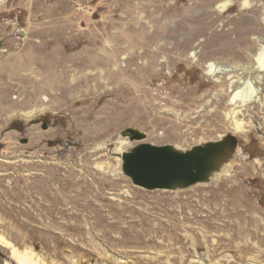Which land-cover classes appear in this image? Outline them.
Here are the masks:
<instances>
[{"label":"rangeland","instance_id":"obj_1","mask_svg":"<svg viewBox=\"0 0 264 264\" xmlns=\"http://www.w3.org/2000/svg\"><path fill=\"white\" fill-rule=\"evenodd\" d=\"M263 46L264 0H1L0 234L50 264H264V111L231 84ZM86 57L96 78L64 93L12 72ZM128 128L184 151L234 135L237 154L210 183L149 191L122 171Z\"/></svg>","mask_w":264,"mask_h":264},{"label":"water","instance_id":"obj_2","mask_svg":"<svg viewBox=\"0 0 264 264\" xmlns=\"http://www.w3.org/2000/svg\"><path fill=\"white\" fill-rule=\"evenodd\" d=\"M123 135L140 143L122 153V171L135 186L149 191H181L210 183L212 174L226 165L228 155L234 156L238 144L234 135H226L184 151L143 142L146 135L134 128Z\"/></svg>","mask_w":264,"mask_h":264},{"label":"bare ground","instance_id":"obj_3","mask_svg":"<svg viewBox=\"0 0 264 264\" xmlns=\"http://www.w3.org/2000/svg\"><path fill=\"white\" fill-rule=\"evenodd\" d=\"M229 2H231V0H228V3ZM244 2H245V4H244L245 6L250 4V1H244ZM223 6H226V4H224ZM64 62L62 60H54L51 62L49 61L48 64H46L44 67H42L43 72L46 74L42 78H38L37 71L30 70V68H29L30 65L24 66V67H16V68L13 67L14 69L12 70V72H13L14 76L21 74V71L29 72L30 73L29 78L33 79L36 82V89H38L39 91L41 90V91H49L50 92V90L56 91V89H57V92L59 90V91H61V93H64L63 90L70 89L72 87L71 81H70V79L72 77V72H75L76 74L79 73L80 77H81L80 80L88 83L90 80H93V78H96L95 75L90 74L88 71H90L93 68L95 69L100 65V63L89 59V57L84 58L81 62H74V61H71L69 59H65ZM32 65H33V63H32ZM60 66H62L64 68V70L62 72L58 73L57 69ZM7 67H9V66H7ZM231 71L233 72L236 70H233V68H232ZM227 72H229V70H227L226 68L223 69L221 67H218L215 63H211L208 65V75H210V76H214L217 73H223L224 74ZM100 73H103V71L100 70ZM253 73H256V75H257V78L255 80H253L249 76L250 74H253ZM262 73H264V46H263L260 54L258 55V57L256 59L255 65L252 68H240V69H238V79L231 83L232 85L237 83V85L239 84L240 88H241L235 94V96L232 99V102L234 105H237L236 103L238 100H240L239 103L242 104V106H245L246 104L252 102L253 100H256V102L261 105V107L264 111V97L262 98V96H259L260 89L258 87H256V83L257 82L259 83L262 81V77H263ZM27 89H29V88H27ZM36 91L35 90H33V92L28 91V94H31L33 96V102L38 100V98L36 97ZM38 103H42V102L40 100H38ZM240 104H239V106H240ZM236 110L234 109L232 111V115L235 118V125H236L237 130L244 132L246 130L248 131L251 129H255L257 127V124L259 126H261L260 123L255 122L256 121V120H254L255 118L250 119L247 123H245L244 120H242L239 117V115L242 112L240 110H238V112H236ZM42 111L43 110L36 112L35 115H37L39 112L41 113ZM33 117H34V115L30 116L29 118L31 119ZM125 151H127L126 148H124L123 146L120 147V149H119L120 153H123ZM236 154H234V155L236 156ZM226 166L227 165H224L220 171L214 172L211 176V180L212 179L214 180L215 178L219 179L221 177V175L223 174V172L229 171L231 168V165L230 166L228 165L227 167ZM97 167L99 169L104 168L100 164H98ZM105 169H108V168H104V170ZM91 182H93V181H91ZM98 190H100V189H98ZM95 199L97 200V198H95ZM0 247L3 249L10 250L13 258L15 259L14 262L16 261L17 264H50L39 253L35 252L32 249H26L25 251H21L20 249H18L16 247V245L14 243H12L10 240H8L2 234H0ZM6 264H10V263H6Z\"/></svg>","mask_w":264,"mask_h":264},{"label":"trees","instance_id":"obj_4","mask_svg":"<svg viewBox=\"0 0 264 264\" xmlns=\"http://www.w3.org/2000/svg\"><path fill=\"white\" fill-rule=\"evenodd\" d=\"M12 125H15V123H13Z\"/></svg>","mask_w":264,"mask_h":264}]
</instances>
